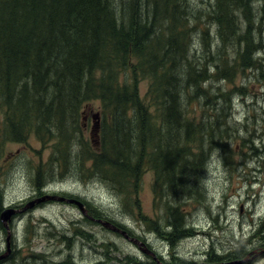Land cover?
I'll return each mask as SVG.
<instances>
[{
	"label": "trees",
	"instance_id": "16d2710c",
	"mask_svg": "<svg viewBox=\"0 0 264 264\" xmlns=\"http://www.w3.org/2000/svg\"><path fill=\"white\" fill-rule=\"evenodd\" d=\"M198 14L191 0H0V145L36 137L50 146L49 159L36 169L39 192L56 182L41 179L56 173L105 182L125 212L138 214L172 246V264H195L175 252L194 233L187 221L188 204L205 198L201 182L214 150L231 162L235 150L228 126L220 123L225 113L217 108L208 115V106H217L228 94L222 84L216 88L208 80H234L246 68L264 76L263 57L256 55L264 47V0H214L204 13L208 24H201L200 9ZM195 33L200 41L203 37L204 60L198 58L201 51L192 52ZM213 59L218 63L213 65ZM142 79L149 87L141 96ZM95 101L102 110L98 143L86 136L84 118L85 107ZM199 109V117L192 114ZM251 142L247 157L264 165V147ZM147 170L154 173V203L165 205L167 225L134 209ZM65 195L84 201L86 222L110 220L132 235L127 225L106 217L81 196ZM261 219L252 245L264 241ZM74 232L91 237L81 227ZM243 246L225 254L212 249L205 262L243 259ZM15 253L0 264H35L37 259L30 261L35 256L43 259L40 264H82L71 256L48 263L43 254L20 259ZM156 255L142 259L129 254L118 264H164Z\"/></svg>",
	"mask_w": 264,
	"mask_h": 264
},
{
	"label": "rangeland",
	"instance_id": "374dc122",
	"mask_svg": "<svg viewBox=\"0 0 264 264\" xmlns=\"http://www.w3.org/2000/svg\"><path fill=\"white\" fill-rule=\"evenodd\" d=\"M213 1L191 0L194 13L199 15L198 10H201L200 17L204 21L201 24H208L204 13L212 7ZM261 26L260 32L264 41V20ZM210 28L211 34L215 36V27ZM194 40L196 47H193L192 52L201 51L199 56L202 57L198 58L204 60L207 52L203 37L200 41L199 34L195 33ZM216 50L217 45H214V51ZM231 53L234 56L235 49ZM256 55L262 56L264 60V47ZM214 62L218 63V60L213 59V65ZM218 79L212 76L208 84L211 83L216 88L222 84L228 96L226 100L219 99L215 107L209 105L208 115L209 112L214 114L217 108L225 113L220 123L223 128L228 126L230 146L235 150L229 156L232 162L224 157L223 151L214 150L208 162L207 173L201 182L205 198L201 202L195 200L188 204L187 221L193 227L194 233L183 239L175 252L181 259L191 260L195 264H207V253L212 249L225 254L244 243L243 247L247 251L243 258L246 259L245 262L264 264V241L258 246L250 243L258 222L264 217V165L257 158L247 157L251 152V140L254 139V146L264 147V76L261 70L246 68L245 72L239 70L234 80ZM148 87L147 79L139 82L141 96L145 95ZM238 87H243V90H238ZM85 111L88 116L86 136L95 138L98 143L99 130L92 131V128L95 123L94 113H102L100 102L90 103ZM192 114L199 117L201 110ZM2 118L0 114V143ZM42 146L36 137L24 143L7 140L4 145H0V213L8 208L16 210L10 222L8 221L16 258L43 254L48 263H53L71 256L77 263L82 264H93L97 261L118 264L123 256L129 254L146 258L147 254L120 232L107 229L99 222H86L83 217L85 215L77 205L58 200L38 201L47 194H75L97 206L106 217L127 225L133 236L140 237L141 241L144 240L161 256L164 264L173 263L175 254H172V246L151 231L138 214L135 217L136 214L125 212L119 196L102 180L93 178L82 181L73 178L71 174L61 178L56 173L41 179V182L56 181L49 186L50 191L43 188L39 192L35 181L36 169L38 165H44L51 154L49 145ZM38 150H41L40 154ZM154 179V173L150 170L143 174L137 193L138 206L134 209L137 213L167 225L169 222L165 205L162 203L163 206H155L154 203ZM76 227L91 233V237L77 235L74 232ZM64 234L65 238L62 237ZM6 238V227L0 223V253L6 250ZM35 259V264L43 261L37 256L30 261Z\"/></svg>",
	"mask_w": 264,
	"mask_h": 264
},
{
	"label": "water",
	"instance_id": "95a60500",
	"mask_svg": "<svg viewBox=\"0 0 264 264\" xmlns=\"http://www.w3.org/2000/svg\"><path fill=\"white\" fill-rule=\"evenodd\" d=\"M93 119L95 120V123L93 125L92 131H98L100 127V115L99 113L94 114ZM58 200V201H65L66 203L70 204H75L79 207V209L87 215V209L85 208V203L75 197H66L63 195H44L42 198H39L38 201H43V200ZM16 212L15 209L13 208H8L4 210L3 212L0 213V220L3 223V225L7 228L8 230V235H7V247L6 251L2 254H0V260L7 258L13 251L12 248V241H11V232H10V227L9 223L11 220V216ZM98 222H100L104 227L114 231V232H120L125 238L129 239L132 243L138 246V248L144 252V253H150L153 254L154 257H156V254L153 253V250L148 248L146 242L140 241L139 238L131 236L126 229H119L117 225L112 223L109 220H103V219H96ZM246 261V259H237V260H232V261H224L220 263H215V264H242Z\"/></svg>",
	"mask_w": 264,
	"mask_h": 264
},
{
	"label": "bare ground",
	"instance_id": "6f19581e",
	"mask_svg": "<svg viewBox=\"0 0 264 264\" xmlns=\"http://www.w3.org/2000/svg\"><path fill=\"white\" fill-rule=\"evenodd\" d=\"M37 104V103H36ZM46 187H48V186H46ZM119 229H121V230H123L122 228H120V226H117ZM140 240V239H139ZM141 241V240H140ZM144 241V240H143Z\"/></svg>",
	"mask_w": 264,
	"mask_h": 264
},
{
	"label": "flooded vegetation",
	"instance_id": "af4514ba",
	"mask_svg": "<svg viewBox=\"0 0 264 264\" xmlns=\"http://www.w3.org/2000/svg\"><path fill=\"white\" fill-rule=\"evenodd\" d=\"M3 253V252H2ZM2 253H0V254H2Z\"/></svg>",
	"mask_w": 264,
	"mask_h": 264
}]
</instances>
